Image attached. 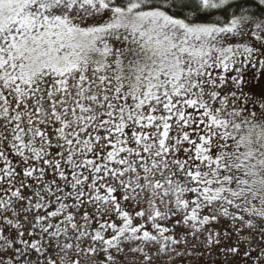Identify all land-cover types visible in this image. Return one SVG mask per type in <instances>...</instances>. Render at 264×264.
<instances>
[{
	"label": "snow or ice",
	"instance_id": "snow-or-ice-1",
	"mask_svg": "<svg viewBox=\"0 0 264 264\" xmlns=\"http://www.w3.org/2000/svg\"><path fill=\"white\" fill-rule=\"evenodd\" d=\"M0 264H264V0H0Z\"/></svg>",
	"mask_w": 264,
	"mask_h": 264
}]
</instances>
